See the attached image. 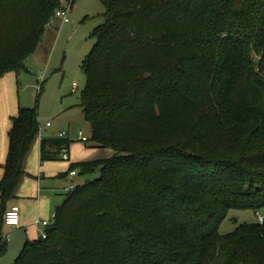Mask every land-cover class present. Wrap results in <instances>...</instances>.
<instances>
[{"label": "trees", "instance_id": "trees-1", "mask_svg": "<svg viewBox=\"0 0 264 264\" xmlns=\"http://www.w3.org/2000/svg\"><path fill=\"white\" fill-rule=\"evenodd\" d=\"M75 1L0 0V78L26 68L56 10ZM100 2L79 105L88 146L112 154L70 163L99 175L66 193L47 237L26 240L13 264H264V220L219 232L229 210L264 207V0ZM11 122L0 253L37 107L20 105ZM70 142L43 137L41 159Z\"/></svg>", "mask_w": 264, "mask_h": 264}, {"label": "rangeland", "instance_id": "rangeland-1", "mask_svg": "<svg viewBox=\"0 0 264 264\" xmlns=\"http://www.w3.org/2000/svg\"><path fill=\"white\" fill-rule=\"evenodd\" d=\"M101 9V10H100ZM104 7L100 0H76L69 7V22L54 15L46 25L42 39L35 50L26 58V68L17 74L20 105L37 107L41 127L51 122L49 130L60 128L68 131L75 148L82 144L79 130L85 135L91 132L85 119L81 92L86 84L83 61L91 50L94 37L93 29L102 22ZM42 86V89H41ZM84 146V145H83ZM110 149H101L95 157H107ZM99 169L82 174V179L98 177ZM77 183V182H75ZM259 215L264 216V207L255 212L252 209H231L219 226V232L233 231L242 222H257ZM19 227L5 226L7 237L6 250L0 253V264H13L21 249L22 239Z\"/></svg>", "mask_w": 264, "mask_h": 264}, {"label": "crops", "instance_id": "crops-1", "mask_svg": "<svg viewBox=\"0 0 264 264\" xmlns=\"http://www.w3.org/2000/svg\"><path fill=\"white\" fill-rule=\"evenodd\" d=\"M17 81V74L15 72H7L0 78V179L3 174L2 164L6 160L8 151V131L12 123L11 117L17 113L20 106ZM50 126L51 124L44 126L45 132H41L38 135L32 150L25 160L26 174L21 180L16 196L6 204V210L14 204L20 207L21 225L18 229L22 234L19 236L22 239L21 248L26 240H36L41 237L45 226L36 220L51 219L57 206L66 198V193L69 191L66 187L72 182L79 184L86 180L79 181V178H83L79 168L76 169L77 174H70V163L105 158L103 156L97 158L94 154L98 155L97 153L101 152V149L105 150L107 148L89 147L87 141H83L84 146L76 144L79 147L75 148L67 131L66 137L71 141L69 145V159L42 160L40 153L41 139L43 137L56 136L58 132L65 131L61 127L49 130L48 127ZM87 136L89 137L90 134ZM79 140L81 139L79 138ZM110 153L112 154V150ZM5 226L8 225H3V231L5 230ZM3 235L7 243V237L10 235L9 233L4 234V232Z\"/></svg>", "mask_w": 264, "mask_h": 264}, {"label": "built area", "instance_id": "built-area-1", "mask_svg": "<svg viewBox=\"0 0 264 264\" xmlns=\"http://www.w3.org/2000/svg\"><path fill=\"white\" fill-rule=\"evenodd\" d=\"M68 9L69 7H62V8H59L56 10L55 12V15L59 16V17H62L63 20L65 22H69L70 19H69V15H68ZM51 124L50 121H47L45 123L44 126H49ZM42 129H43V126L41 127V124H40V128H39V134H41L42 132ZM79 135H80V139L82 141H87L88 140V136L85 135L83 133V130H79ZM57 136L59 137H65L66 136V132L65 131H60L58 132ZM60 157L64 160H68L69 159V152H68V149L65 147L61 150L60 152ZM70 174L71 175H75L77 174V170H71L70 171ZM77 185V183L75 182H72L71 184H69L66 189L67 190H71L73 188H75ZM54 216L55 214L52 215L51 219H42V220H36L38 223H41L43 226H47L49 224L52 223L53 219H54ZM264 220V216L262 215H259V221L260 222H263ZM4 222L5 224L7 225H10V226H13V227H19L21 225V214H20V207L16 204L14 205H11L4 213ZM47 237V232L44 230L41 234V238L45 239Z\"/></svg>", "mask_w": 264, "mask_h": 264}]
</instances>
